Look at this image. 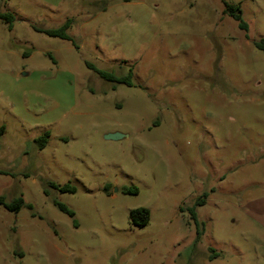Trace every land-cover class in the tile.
<instances>
[{
  "label": "rangeland",
  "instance_id": "1",
  "mask_svg": "<svg viewBox=\"0 0 264 264\" xmlns=\"http://www.w3.org/2000/svg\"><path fill=\"white\" fill-rule=\"evenodd\" d=\"M2 12L0 197L24 205H0V264H264V0H0ZM66 20L75 44L36 30Z\"/></svg>",
  "mask_w": 264,
  "mask_h": 264
},
{
  "label": "trees",
  "instance_id": "2",
  "mask_svg": "<svg viewBox=\"0 0 264 264\" xmlns=\"http://www.w3.org/2000/svg\"><path fill=\"white\" fill-rule=\"evenodd\" d=\"M225 11H226V13H228V15L234 21L237 22V25L240 29H242V30L247 29V24L241 19V14H240V10H239L238 6L225 3ZM12 18H13L12 15L9 13H5V12L0 13V19H3L5 21L10 22L9 27L11 26ZM69 26H70V20H66L56 29L36 28V30L40 33L47 35V36L58 37V38H61L63 40H66V41L73 42V44H75L73 37L67 33V29L69 28ZM256 47L264 52V39L261 40L260 42L256 43ZM48 55L50 56V54H48ZM53 62H54V60H53ZM87 65H88L90 70H92L100 78H102L106 81L115 82V83L130 84V78H131L130 71L128 72L127 75L118 76V75H115L114 73H112L111 71L96 68L92 63L87 62ZM48 136H49V132L46 131L41 136H39L37 138L36 141H37V145H38L39 149L44 148V146L47 143ZM0 173H2V172L0 171ZM49 185L52 188H54L60 192H65V191L74 192L75 191V188L73 186H70V185L58 186L54 182H50ZM134 192H136L135 189H134ZM203 202H204V198H198L195 201L194 205H197V204L200 205ZM53 203L60 211L64 212L68 216H70V217L74 216V212L71 209H69L67 206H65L63 203H60L57 201H54ZM0 205H2L8 211L18 212L20 210V208L24 205V202H23V199L21 198L20 195H19V197L13 199L10 202H5L3 200V197H0ZM25 206L29 209L32 208V206L30 204H25ZM190 211L192 212V216L195 219L194 207H192L190 209ZM129 215L131 218L130 219L131 223L134 225L144 226L148 223L149 210L145 207H139V208L133 209L130 211ZM198 235L199 234H197V238H199Z\"/></svg>",
  "mask_w": 264,
  "mask_h": 264
},
{
  "label": "water",
  "instance_id": "3",
  "mask_svg": "<svg viewBox=\"0 0 264 264\" xmlns=\"http://www.w3.org/2000/svg\"><path fill=\"white\" fill-rule=\"evenodd\" d=\"M120 137H121V135L118 134V133H109V134L105 135L106 139H117V138H120Z\"/></svg>",
  "mask_w": 264,
  "mask_h": 264
}]
</instances>
